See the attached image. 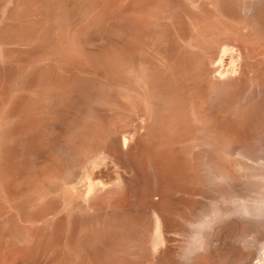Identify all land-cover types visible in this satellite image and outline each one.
<instances>
[{
  "label": "rangeland",
  "instance_id": "obj_1",
  "mask_svg": "<svg viewBox=\"0 0 264 264\" xmlns=\"http://www.w3.org/2000/svg\"><path fill=\"white\" fill-rule=\"evenodd\" d=\"M157 1L115 0L109 6L106 1L88 0L87 4L109 6V9L100 16L89 14L79 23L74 38H70L68 46H73L68 51L70 54L59 56L45 50L31 63V68H57L59 81L56 79L54 89L46 91L47 96L39 84L25 87L22 78L11 82L9 77L8 81L7 77H0V90L9 88L14 99L23 97L32 103L25 125L22 118L17 123L18 137L25 147L36 144L32 139L37 140L35 146L41 155L64 164L62 173L46 182L48 198L54 206L33 224L56 238L53 248L36 254L32 244H22L6 251L7 254L4 252L0 264H165L166 261V264L178 261L179 264H262L264 261V214L257 215L251 203L264 198V0H224L226 13L219 11L217 0ZM260 4L263 9L260 30L250 35L253 26L246 18L252 19L253 15L246 9ZM139 34H144V38ZM142 40L144 44L138 43ZM170 46L177 48L173 50ZM156 51L159 53L155 54ZM171 51L178 59L173 58ZM149 65L154 67L150 68L152 71L164 67V74L172 67L174 74L158 79L147 71ZM100 67H106V71ZM173 82L177 88L198 96L201 106L197 104L191 109L185 98L180 97V91L172 98L156 92L158 84L167 87ZM64 86H70L71 92ZM167 112L169 119L160 134L165 139L174 133L185 135L184 139L174 141L173 146L178 156L176 162L188 177L181 181L180 189L169 194L171 203L163 234L139 180L129 179L137 166L129 160L132 157H126L125 136L144 139ZM42 113L45 115L41 116ZM114 113L119 115L118 123L123 126L118 124L111 129L103 121ZM176 118L184 125L181 131L171 129ZM6 122L11 125L18 120L11 117ZM99 124L101 135H95L93 129L100 127ZM73 137H83L91 143L89 149L69 156L66 147L74 144ZM110 157L119 164L123 177L111 188L91 191L86 182L90 167ZM245 200L254 212L250 216H244L240 210L238 202ZM204 221L205 228L194 227ZM64 228L69 231L64 232ZM194 235L198 243L189 254L185 249L193 243ZM77 255L82 257V263ZM2 259H5L3 263Z\"/></svg>",
  "mask_w": 264,
  "mask_h": 264
},
{
  "label": "bare ground",
  "instance_id": "obj_2",
  "mask_svg": "<svg viewBox=\"0 0 264 264\" xmlns=\"http://www.w3.org/2000/svg\"><path fill=\"white\" fill-rule=\"evenodd\" d=\"M87 1L88 0H0V77H3V78L7 77L6 78L7 81H8V77H9V80H11V82L14 80H18L19 78H22L21 82H22L23 86L32 87L34 85L37 86L39 84L40 90L42 89L41 92L42 93L44 92V94L45 93L49 94V92H46V91H50L49 89H52V88L54 89L56 79H58L56 77H59V76H56L57 75V72H56L57 68L56 69H55V67H54V69L50 68V67L47 68L46 66H37V67L31 68V63H32L33 59H39L40 55L45 50H46V52L51 50L55 55L68 54L69 53L68 51H70L73 48V46H72V48H70L71 46L70 47L68 46L69 42H70V38L74 34V32L76 31L78 25H80L79 23L85 17H87V15H89V14H97L100 16L102 13H104V10L107 11L109 9V6H111V4L113 2H115V0H95V1H106L109 3L108 4L109 6H105L102 8L96 4H94V5L87 4L88 3ZM136 1H139V0H136ZM154 2H156V1H154ZM139 3H141V2H139ZM159 4H160V2H159ZM147 5L149 6V4H147ZM155 6H156V4H155ZM217 6H218V9L220 12L226 13V6L224 3V0H217ZM213 7H214V5H213ZM140 9L142 11L143 8H141V6H140ZM147 9L144 8V10H147ZM238 9H239V7H238ZM236 10H237V7H236ZM246 10L248 12L252 11L253 18L252 19L246 18V22H248L249 24H251L253 26L252 31L250 33V35H253V33H256L258 30H260V17H262L261 14L263 12V9H262V6L260 4V5H251V6H249V9L247 8ZM242 11H244V10H242ZM233 12H234V10H233ZM240 16H242V14ZM243 17L245 18V13H244ZM246 22H245V24H246ZM200 23H202V22H200ZM139 26H141V25L139 24ZM136 30H137V28H136ZM263 30L264 29H262V31ZM180 32H181V30H180ZM121 33L122 32H120V34ZM136 33H138V32H136ZM144 34H142V35H144ZM129 35H131V34H129ZM140 35L141 34H139V36ZM126 38L129 39V37H126ZM134 39L140 40L137 37ZM128 41L126 40V42H128ZM73 42H74V40H73ZM141 42H142V44H144L143 40L138 42V43H141ZM150 42H151V40H150ZM153 42H155V41H153ZM128 43H126L127 47H128ZM169 43H167V44H169ZM174 43H175V41H174ZM167 44H166V47H167ZM170 44H172V42ZM134 45H135L134 48H136L137 47L136 44H134ZM122 46H123V44H122ZM129 46H131V45H129ZM138 46H140V45H138ZM173 47L174 46H172L171 48H173ZM175 47L177 48V46H175ZM162 48H164V47H162ZM176 48L175 49L173 48V50H176ZM167 49H168V47H167ZM155 50H157V49H155ZM172 51L170 52V54H173ZM125 52H128V51L126 50ZM110 53H112V52H110ZM138 53H139V51H138ZM158 53L159 52H157L155 54H158ZM180 55H181V53H180ZM149 56L150 55H148V57ZM173 56H174V54H173ZM118 58L119 57H117V60H118ZM166 58H168V57H166ZM173 58L178 59V57H175V56ZM179 58H181V57H179ZM119 59H122V58H119ZM134 59H136V57ZM153 59H151V60H153ZM166 60H168V59H166ZM172 60H174V59H172ZM152 62H154V61H152ZM179 62H181V61H179ZM70 63H72V62H70ZM110 63L111 62H108V65ZM124 63H126V62L124 61ZM165 64H168V63L165 62ZM176 64H178V63H176ZM133 65H135V63ZM150 65H152V64L150 63ZM154 65H156V64H154ZM103 66H104V64H103ZM110 66H111V64H110ZM161 66H164V65H161ZM72 67H74V66H72ZM152 67L151 66L148 68L146 67V69L149 73L156 75L158 77V79H163L164 75H166V74H168V75L174 74V70H172V67L170 69L168 68L167 73H165V74H164V67L162 70L160 68L156 67L157 70L155 68V69H153V71H152V69H150ZM100 68L106 69V67H104V68L100 67ZM224 68H225V66H224ZM223 71H225V70H223ZM71 72H72V70H71ZM186 72H188V71H186ZM109 74H111V73H109ZM68 78H71V77L68 76ZM54 79H55V81L53 82ZM65 80H67V79H65ZM18 81H20V80H18ZM57 81H59V79ZM63 81H61V82H63ZM70 81H72V80H70ZM67 83H64V84L70 85V83H68V84ZM64 84H62V85H64ZM98 86H100V84ZM68 87H70V86H67L65 88L70 90L71 87L70 88H68ZM201 87H202V85H201ZM155 88H156V92L158 94H162L163 96L167 95V96H170L171 98H172V96H175L177 92L180 91V93H181L180 97L183 99L185 98L188 106L191 107V109H194V106H197V104L199 105V97L198 96H196L191 91H188L184 88H182V89L177 88V85L174 82L171 83L170 85H167V87H165V84H162L160 86L158 84ZM65 92H67V91L65 90ZM70 92H71V90H70ZM72 93H74V92H72ZM54 94H56V93H54ZM54 94H53V96H54ZM92 95L93 94H91V96ZM201 97H202V95H201ZM50 98H53L52 92H51ZM38 100H39V98H38ZM204 100L205 99H203V102H204ZM209 105H211V104H209ZM199 106H201V105H199ZM39 107H40V105H39ZM207 107H208V105H207ZM200 108H202V107H200ZM209 108H211V106ZM209 108H207V109H209ZM31 109H32V103L30 101H26L25 99H23V97H21V98L16 97L14 99L13 96L10 94L9 88L0 90V257L2 256V254H4V252H6L10 249L14 250V248H16V246H19L22 244L23 245L26 244V246L27 245L30 246V244H32L34 253L44 254V249H51V247L53 245V241H55V239H56V238L53 239L51 234L45 233L44 231L42 232L39 229L35 228L33 226V224L36 221H38L41 217L48 214V212H50V210L52 209V206H54V204L52 205V201H51L52 199L48 198L49 196H48V192H47L48 189H46V182L48 181V183H49V181L52 178L59 175V173H62L64 164L56 162L55 159L49 158L47 155H45V156L41 155L40 154L41 151H39L38 147L35 146V145H37V140H33L31 138L32 139L31 142L36 141V144L33 145L31 143L30 144L31 146L28 145L27 147H25L24 142L21 140V138L18 137V130L20 128L18 129L19 126L17 125V123H19L20 119L22 118V120L24 121L23 124L25 125V122H26L25 119H26L27 115L31 114L30 113ZM107 109H109V108H107ZM202 109H205V107H203ZM42 111H39V112H42ZM102 111H103V109H102ZM83 112H85V111H83ZM37 113H38V111H37ZM44 113L46 114V112H44ZM44 113H42L41 116H43ZM204 113H206V112H204ZM214 113L217 114L218 112L216 113L214 111ZM118 114H120V113L118 112ZM118 114L114 113V114H112V116L109 115L106 122L103 121L104 124L106 126H109V128H111V129L117 128L118 124H121V122L118 123L119 122L118 120L120 119V118L118 119V117H119ZM136 114H138V113L136 112ZM114 115H116V116H114ZM11 117H16L18 122H15L11 125H8L6 120L11 118ZM23 117H24V119H23ZM102 119H104V117ZM167 119H169L168 112L160 117V119L158 120V127L156 126L157 128H154V131L152 130L149 133V136L145 137L144 139L138 140V139H135V138L130 137V136H125V146H127V150L125 152L126 157L127 156H129L130 158L132 157V159H129V160H133V163H135L137 166L136 173L131 174V176L129 175V177H130L129 179H130V181L133 180L132 182H134V179L139 180L138 183H139V186H141L142 192L144 194L143 196L148 201L149 205L153 209H155L156 216H157V223L161 227L163 234H164L165 229H166L165 228L166 227L165 215L169 211V205L171 203V199H170L169 194L176 189H180L181 181H184V179L186 177H188V174L185 172V169L179 163L177 164V162H176V159H178V156L176 153V149H174V146H173L174 141H176L178 139H184L185 135H183V134L178 135V134L174 133V134L170 135L169 139H165L164 135L160 134V132L164 129V127L166 125L165 121ZM170 119H173V116ZM204 119H205V117H204ZM99 121H101V120H99ZM39 122H40V119H39ZM211 123H212V121H211ZM34 124H36V123H34ZM95 124H97V123L95 122ZM88 125L90 126V124H88ZM91 125H93V124H91ZM89 126H88V128H89ZM99 126H100V124H99ZM120 126H123V125L121 124ZM120 126H119V128H121ZM93 127H95V126H93ZM91 128H92V126H91ZM183 128H184V125L181 124V122H179V120L177 118L173 120V126L171 129L181 131ZM211 128H212V126H211ZM41 130H42V128H41ZM120 130H122V129H120ZM86 131H88V130H86ZM40 132L42 133V131H40ZM93 132L95 135L96 134L101 135V132H102L101 126L93 129ZM88 134H89V132H88ZM31 135H34V134H31ZM36 136H34V137H36ZM80 137H76V139L73 137L75 140L74 144L72 143L71 145H67L66 151L68 154H70L69 156H74L77 153L81 154L83 152L84 148H86V150L89 149L91 143L86 142V140L83 139V137L82 138H80ZM24 139H25V137H24ZM92 139H94V138L92 137ZM123 140H121V141L123 142ZM68 143H70V142H68ZM96 143L97 142H95L93 144L95 145ZM48 145H51V144H48ZM108 147H109V145H108ZM52 150H54V148ZM60 153H62V152H60ZM60 158H62V157H60ZM64 158H65V156H64ZM127 160L128 159H126V162H127ZM119 170H120L119 164L112 157L107 158L104 161H99V162L96 161V163H94L90 167L89 177L86 179V182L91 186V187L89 186L90 190L93 191V189H95V188L96 189L97 188L107 189V188H111L114 185H116L121 180V177H123L120 174ZM125 173H127V171H125L124 174ZM129 179H127V180H129ZM134 186L136 187V185H134ZM135 189L136 188H134V190ZM135 194H134V197H135ZM156 196H159V199H156L155 198ZM53 203H55V202H53ZM127 207H131V206L127 205ZM59 208H57L56 210H58ZM58 212H59V210H58ZM52 213H53V211H52ZM63 221L65 222V220H63ZM63 221H61V222H63ZM205 222L206 221L200 222V223L202 224ZM69 224H70V222H69ZM203 227L205 228V226H203ZM65 228H66V226H65ZM68 231L66 230L64 232L67 233ZM70 233L72 234V232H70ZM66 235L68 236V234H66ZM85 236H87V235L84 234V237ZM191 237H193V236H191ZM65 238H68V237H65ZM78 241H79V239H78ZM65 244H67V243H65ZM65 244L63 246H65ZM82 246L85 247L84 245H82ZM57 248H58V245H57ZM171 248H172V246H171ZM22 249H24V248H22ZM80 249H81V247H80ZM80 249H77V251ZM192 249H195V248H192ZM19 250L21 251L20 248H19ZM77 251H76V253H77ZM169 252H171V251H169ZM76 253L74 254V256L76 255ZM6 254H7V252H6ZM17 254H18V252H17ZM189 254H191V253L189 252ZM69 255H72V254H69ZM183 255L184 254L182 253V256ZM3 256L5 257V255H3ZM77 257H78V255H77ZM77 257H76V259H77ZM79 259H82V257ZM3 260H5V259H2V263H3ZM56 260H58V258ZM60 260H62V259H60ZM82 261H83V259L81 261L79 260V262H81V263H82ZM0 263H1V261H0ZM166 263H167V261H166ZM175 264H179V261H178V263L176 262ZM262 264H264V261L262 262Z\"/></svg>",
  "mask_w": 264,
  "mask_h": 264
},
{
  "label": "clouds",
  "instance_id": "obj_3",
  "mask_svg": "<svg viewBox=\"0 0 264 264\" xmlns=\"http://www.w3.org/2000/svg\"><path fill=\"white\" fill-rule=\"evenodd\" d=\"M238 203H240L241 205V212L244 216H250L253 214V211L249 209L248 205H249V201L245 200V201H239ZM252 205H253V208L255 209V212L257 215H260V214H264V198H261L259 200H256V201H252L251 202ZM195 227H198V228H202L203 227V224H199V225H195ZM192 241L193 243L191 245H189L188 248L185 249L186 252H190L191 251V248L196 244L198 243V238L196 235H194L192 237Z\"/></svg>",
  "mask_w": 264,
  "mask_h": 264
}]
</instances>
